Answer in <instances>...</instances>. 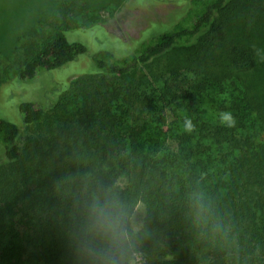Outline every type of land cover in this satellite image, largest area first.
Instances as JSON below:
<instances>
[{"label": "trees", "instance_id": "obj_1", "mask_svg": "<svg viewBox=\"0 0 264 264\" xmlns=\"http://www.w3.org/2000/svg\"><path fill=\"white\" fill-rule=\"evenodd\" d=\"M173 1L174 15L150 21L132 43L91 52L68 37L75 27L46 37L35 21L0 59V85L56 79L84 54L93 62L48 104L20 103L22 123L0 117V264H75L76 185L64 181L93 171L144 206L147 263L264 264V64L252 48H264V0ZM55 3L51 12L66 19ZM221 111L233 113L234 128L219 123ZM194 191L210 205L200 226Z\"/></svg>", "mask_w": 264, "mask_h": 264}, {"label": "rangeland", "instance_id": "obj_2", "mask_svg": "<svg viewBox=\"0 0 264 264\" xmlns=\"http://www.w3.org/2000/svg\"><path fill=\"white\" fill-rule=\"evenodd\" d=\"M53 2H56L53 5L56 11L59 5L62 6L61 11L67 13L69 19H65L60 11L54 14L51 12L53 9H49V6ZM176 7L173 0H0V59L4 62L5 55L14 51L19 37L28 33L35 21L37 28L44 29L45 32L41 33L46 37L56 26L64 24L67 28L75 27L68 37L87 44L90 50L93 49L91 52H94L106 43L118 44L119 40L132 43L141 36L150 21H167L174 15ZM92 21L100 25L76 27L89 25ZM37 32L34 33L35 37ZM24 40L28 42V38ZM80 57L85 58L81 63L54 70L58 72L56 79L48 74L33 80L15 77L0 85V117L22 123L20 103L40 100L48 104L47 98L52 100L57 91L67 85L70 74L92 68L90 54ZM137 212L141 225L144 216L142 204L137 207ZM139 264L153 262L147 263L140 253Z\"/></svg>", "mask_w": 264, "mask_h": 264}, {"label": "clouds", "instance_id": "obj_3", "mask_svg": "<svg viewBox=\"0 0 264 264\" xmlns=\"http://www.w3.org/2000/svg\"><path fill=\"white\" fill-rule=\"evenodd\" d=\"M252 48L256 62L264 64V48L255 44ZM218 118L222 126H236L231 111H221ZM195 130L192 119L185 117L183 131L191 134ZM64 183L76 185L70 194V240L75 264H139L141 225L137 206L122 196V189L94 171L65 178ZM189 211L194 224L206 223L210 205L203 192L189 194Z\"/></svg>", "mask_w": 264, "mask_h": 264}]
</instances>
